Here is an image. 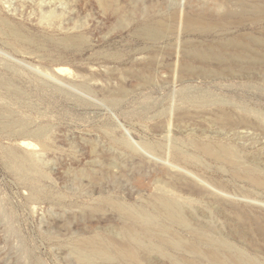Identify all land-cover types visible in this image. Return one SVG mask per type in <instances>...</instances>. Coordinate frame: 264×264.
Masks as SVG:
<instances>
[{
    "label": "rangeland",
    "instance_id": "1",
    "mask_svg": "<svg viewBox=\"0 0 264 264\" xmlns=\"http://www.w3.org/2000/svg\"><path fill=\"white\" fill-rule=\"evenodd\" d=\"M210 2L0 0V19L21 33L15 39L7 28L0 32V78L9 85L0 87V106L27 122L15 131L0 124V264H77L71 243L96 234L126 243L120 229L127 220L114 203L150 210L161 192L188 202L192 224L213 225L216 235L264 264V190L192 145L227 143L243 163L256 160L264 169V119L252 109L264 113V64L220 77L178 70L183 40L213 44L212 35H187L181 20ZM211 7L217 15L224 11ZM150 16H163L169 27L155 47L136 33ZM251 21L234 20L229 30L241 24L251 31ZM184 86L190 94L221 97L233 119L220 123L216 104L183 100ZM13 88L15 97L8 94ZM175 143L187 155L176 157ZM10 149L40 169L32 184L11 168ZM176 230L195 242L189 229ZM175 253L214 264L206 253ZM142 254L143 264H173L157 250ZM115 262L96 264H126Z\"/></svg>",
    "mask_w": 264,
    "mask_h": 264
},
{
    "label": "bare ground",
    "instance_id": "2",
    "mask_svg": "<svg viewBox=\"0 0 264 264\" xmlns=\"http://www.w3.org/2000/svg\"><path fill=\"white\" fill-rule=\"evenodd\" d=\"M210 3L213 4L210 5V7L218 8V6H222L224 7V11L221 8L223 12L217 15L218 13L216 14L215 11L211 10L209 7L202 8L198 12L195 11L196 13L185 12L182 16L183 31H185L187 35L197 34L202 38L212 35L214 36V41L213 44H199L188 42L191 38L183 40L184 45L183 48H181L182 62L178 66L181 76L182 74L184 75V73H189V75L193 73L194 75H215L220 77L224 72L239 75L245 71H256L259 65L262 63L264 64V0H211ZM248 18L252 19L250 22L252 26L251 31H247V29L245 31V28L240 26L241 24L237 25L238 28L236 31L231 32L229 30V26L234 20L242 22V20ZM3 27L7 28L9 35L15 39H20V31L8 26L0 19V32L3 31ZM168 28L166 19L163 16H150L149 19L137 28L136 33L154 46L167 35ZM215 29L221 30V33L217 34L216 37L215 34H213ZM64 42H77V40L74 38H66ZM7 86H9L8 82L0 78V87ZM184 88L181 89V92H178L181 94L183 100L198 105L216 104L217 107H215L214 114L215 118L220 123H227L233 119L231 113L220 107V105L224 103L220 99L221 97L217 98V96L215 97L210 92L205 93V91L204 93L190 94L188 93L189 90ZM259 89L264 90L261 86ZM8 92V94L14 97L18 94L17 90L14 88L8 90ZM119 94H123V92H119ZM117 100V96L109 98L110 104L116 103ZM252 109H254V111H252L257 118L261 120L264 119L263 112L259 109ZM244 110L247 111V109ZM242 116L238 115L239 118ZM0 124L3 128L12 131L16 129L24 130L27 126L25 118L18 116L14 111L5 106H0ZM43 129L45 128L41 126L38 130H34L32 135L40 136ZM120 142L134 149L132 144L126 140L121 139ZM23 144L30 145L31 142L23 141ZM143 145L147 148L155 147L154 144L148 142H144ZM192 145L200 149L206 155L216 160L223 161L234 176H241L251 183V185L253 184L264 190V169L262 166L256 160L243 163L238 158V151L234 146L227 143L212 145L206 142H197L196 140L192 141ZM156 146L158 147V144ZM158 148L161 149V147ZM7 155L9 163L12 166L11 168L18 172L22 178L31 182V184L35 177L41 173L33 158L28 154L20 155L14 149H10L7 151ZM174 155L179 157L185 156L187 153L180 149L179 145L175 143ZM183 202L184 201L181 202L175 196L173 197L171 194L168 195L165 192H161L153 197L150 203V210L144 207L114 203V201H112V205L114 203V206L122 214V217L127 220V223L124 226L122 225L123 227H121L122 229L120 230L122 235L126 237V241L129 240V243H119L112 237L107 236L103 238L104 236L100 237V235L97 234L76 240L74 239L75 241L71 240L73 243L70 242V247H72L71 250L74 252L76 263L96 264L99 260L108 263H112L113 261L117 262V260H119V263H121V260L126 264H143L146 254H144L143 257L142 253L157 250L159 253L166 255L173 264H199L200 261L198 258L199 262H197L196 259L190 260L192 258H188L189 261H186L183 260L187 258L186 256L180 258V256L175 253L176 251L182 252V250H187L193 253L194 258L206 253L205 255H207L211 263L214 264H262L253 254H246L245 251L243 252L241 249H238L235 244L226 239V237L216 235L214 230L215 227H212L213 225L206 227L200 226L201 224L199 225V223L198 225L192 224V219L189 218V213H187ZM186 207L188 208V206ZM159 218H162V220ZM176 227L189 229L191 234H193L192 236L196 239L195 242L186 243L181 235L179 236L178 233L176 234ZM138 247L143 250L142 253L139 252ZM167 247H170L174 252L169 251L168 249L170 248L166 249ZM181 257L183 256L181 255Z\"/></svg>",
    "mask_w": 264,
    "mask_h": 264
}]
</instances>
